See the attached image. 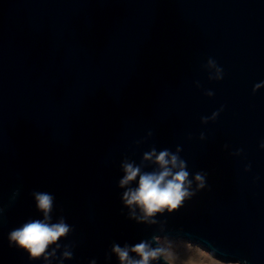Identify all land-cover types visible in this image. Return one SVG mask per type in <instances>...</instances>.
I'll list each match as a JSON object with an SVG mask.
<instances>
[{"label": "water", "instance_id": "1", "mask_svg": "<svg viewBox=\"0 0 264 264\" xmlns=\"http://www.w3.org/2000/svg\"><path fill=\"white\" fill-rule=\"evenodd\" d=\"M258 83L264 0H0V264H119L113 244L154 235L264 264ZM153 150L186 161L195 195L149 225L123 202L138 178L120 180L125 163L158 171L144 160ZM36 192L72 227L60 241L72 259L61 248L32 260L10 243L43 218Z\"/></svg>", "mask_w": 264, "mask_h": 264}, {"label": "clouds", "instance_id": "2", "mask_svg": "<svg viewBox=\"0 0 264 264\" xmlns=\"http://www.w3.org/2000/svg\"><path fill=\"white\" fill-rule=\"evenodd\" d=\"M209 64L213 65L214 62L209 60ZM219 71L221 70L218 69ZM260 87H264V83L256 84L253 91ZM153 157L154 163L159 166L158 171L141 172L139 166L125 163V175L120 180V187L124 188L138 178L137 185L128 187L124 192L123 202L131 210V218L149 225L158 223L154 218L158 214L178 210L186 199L195 195L190 191L192 181L189 180L190 173L186 170V161L168 150L161 151L158 155L153 150L144 155V160H153ZM194 179L198 189L205 186V178L201 173H196ZM33 195L36 209L43 214V218L31 219L12 230L9 233L10 243L24 250L32 260H39L41 257L45 261L50 258L59 259L57 252L61 248L64 249L62 257L72 259V246L62 245L60 241L73 229L63 217H60L58 222H52L54 196L47 192H36ZM136 209L141 213L139 217L135 214ZM184 248L186 255L182 256L172 240L166 236L154 235L151 240H141L131 246L125 244L121 247L119 244H113L111 251L118 257L119 264H152L154 261L158 264H226L199 246L185 243ZM91 264H96V261L93 260ZM227 264H239V261H229Z\"/></svg>", "mask_w": 264, "mask_h": 264}, {"label": "rangeland", "instance_id": "3", "mask_svg": "<svg viewBox=\"0 0 264 264\" xmlns=\"http://www.w3.org/2000/svg\"><path fill=\"white\" fill-rule=\"evenodd\" d=\"M170 240H172L174 242V246L176 248V250L183 256V255H186V250L184 248V244L185 243H191L193 246H199L200 248H202L203 250L207 251L206 249H204L203 247H201L200 245L196 244V243H193V242H190L189 240L187 239H184V238H169ZM215 258V257H214ZM217 259V258H215ZM219 260V259H217ZM221 261V260H220ZM227 264V262H226Z\"/></svg>", "mask_w": 264, "mask_h": 264}]
</instances>
